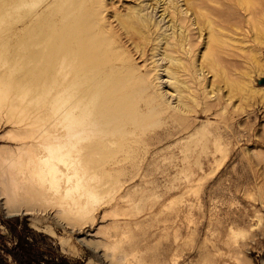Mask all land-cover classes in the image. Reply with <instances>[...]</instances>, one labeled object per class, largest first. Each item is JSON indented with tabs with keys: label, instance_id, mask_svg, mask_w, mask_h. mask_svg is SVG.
I'll return each mask as SVG.
<instances>
[{
	"label": "rangeland",
	"instance_id": "374dc122",
	"mask_svg": "<svg viewBox=\"0 0 264 264\" xmlns=\"http://www.w3.org/2000/svg\"><path fill=\"white\" fill-rule=\"evenodd\" d=\"M263 77L264 0H0V264H264Z\"/></svg>",
	"mask_w": 264,
	"mask_h": 264
},
{
	"label": "bare ground",
	"instance_id": "6f19581e",
	"mask_svg": "<svg viewBox=\"0 0 264 264\" xmlns=\"http://www.w3.org/2000/svg\"><path fill=\"white\" fill-rule=\"evenodd\" d=\"M171 17L173 18V22H177L178 24H181V22H185V20L183 18L179 17L178 15H176V16L173 17V14H171ZM194 23H196V22L194 21ZM126 24L128 25V27H130V29L135 30V32H138L139 31V23L136 24L135 22H129V21H127ZM147 26L148 25H146L145 27H146V29H148V32H149L150 30H149V28ZM79 240H81V239H79ZM82 245L85 246L84 243H82Z\"/></svg>",
	"mask_w": 264,
	"mask_h": 264
},
{
	"label": "water",
	"instance_id": "95a60500",
	"mask_svg": "<svg viewBox=\"0 0 264 264\" xmlns=\"http://www.w3.org/2000/svg\"><path fill=\"white\" fill-rule=\"evenodd\" d=\"M260 83H261V84L264 83V77L260 80Z\"/></svg>",
	"mask_w": 264,
	"mask_h": 264
}]
</instances>
